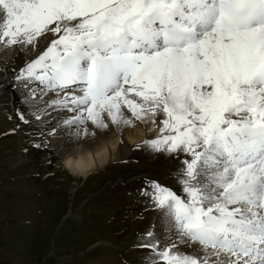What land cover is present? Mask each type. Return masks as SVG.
<instances>
[{"label":"snow or ice","instance_id":"obj_1","mask_svg":"<svg viewBox=\"0 0 264 264\" xmlns=\"http://www.w3.org/2000/svg\"><path fill=\"white\" fill-rule=\"evenodd\" d=\"M0 48L35 120L64 114L47 137L158 129L133 145L171 165L138 190L151 264H264V0H0Z\"/></svg>","mask_w":264,"mask_h":264},{"label":"rangeland","instance_id":"obj_2","mask_svg":"<svg viewBox=\"0 0 264 264\" xmlns=\"http://www.w3.org/2000/svg\"><path fill=\"white\" fill-rule=\"evenodd\" d=\"M22 56L0 60V264H151L150 253L137 245L154 211L138 190L146 180L169 185L171 165L132 147L126 160L75 177L49 139L43 150L31 147L46 138L47 126L6 85ZM17 109L30 124L19 120ZM47 121L53 125L55 118Z\"/></svg>","mask_w":264,"mask_h":264},{"label":"bare ground","instance_id":"obj_3","mask_svg":"<svg viewBox=\"0 0 264 264\" xmlns=\"http://www.w3.org/2000/svg\"><path fill=\"white\" fill-rule=\"evenodd\" d=\"M45 44L46 42L41 43V50L43 49ZM32 55L34 56L36 55V53H33ZM14 58L20 59V54L13 57L7 50L0 48L1 61L8 62ZM22 59L24 60L25 57L22 56ZM19 63L20 62H17L15 64H12L11 66L17 68V66L20 65ZM12 76L13 74L10 75L7 82L11 80ZM2 95H3L2 90H0V97H2ZM58 114H59L58 112L53 111L51 112V115L47 118L42 116L39 122L43 127L44 125L42 124V121L55 118V122L52 125L54 126L56 122L58 120H61L64 116V114L61 115ZM32 118L34 117L32 116ZM150 128L151 125L141 124L138 122L135 127H125L122 132L123 146H121V133L114 129H110L106 133L103 134L98 133L95 139L92 140L91 142L85 143L82 141L81 142L83 145L82 147H73L70 145L69 143L71 140L70 129L62 127L59 130L60 135L56 137H47L48 129L45 126L43 129H45V134L46 137L49 139V142L52 143L53 148L61 157L63 166L69 171V173H71L75 177L79 176L85 178L94 171H97L103 168L104 166L106 167L107 164H109L113 160L114 161L126 160L127 159L126 157L130 154L133 145L140 143L150 134H155V135L157 134L158 129L156 131H149ZM61 144L69 145V150L67 152H58L57 146ZM69 159L71 160L72 167H69L67 164V161ZM156 222H157L156 214L154 212L152 224Z\"/></svg>","mask_w":264,"mask_h":264}]
</instances>
